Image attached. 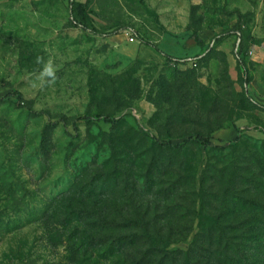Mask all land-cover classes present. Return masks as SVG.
<instances>
[{"label": "rangeland", "instance_id": "obj_1", "mask_svg": "<svg viewBox=\"0 0 264 264\" xmlns=\"http://www.w3.org/2000/svg\"><path fill=\"white\" fill-rule=\"evenodd\" d=\"M70 1L0 0V264H264V0Z\"/></svg>", "mask_w": 264, "mask_h": 264}, {"label": "trees", "instance_id": "obj_2", "mask_svg": "<svg viewBox=\"0 0 264 264\" xmlns=\"http://www.w3.org/2000/svg\"><path fill=\"white\" fill-rule=\"evenodd\" d=\"M70 6H71V14H72V19L75 22L76 26L81 28L82 30L86 31V32H90L92 34L95 35H100V32H98V30L94 27L91 26L89 24V18L87 16L86 13V5L85 4H81L76 2V0H71L70 1ZM150 45V44H149ZM157 52L161 53L160 50L156 47V46H152ZM211 48L208 47V51H210ZM239 64L240 67L242 69L241 71V78L248 83L249 82V72L248 69L246 67V65L239 60ZM17 95L19 100H23V96L21 93H17L15 94ZM106 123L108 124H116L117 121L112 120L109 117H106L104 120ZM159 145H162V147L164 148H168V149H172V150H181L185 144H198V145H208L209 147H213V144H211V142H207V141H201L193 139V138H188L184 144H178L176 146H173L171 143L168 144H160V142H158ZM229 145V144H228ZM221 149V148H218ZM137 237L140 240H135L137 239ZM219 241L217 242L218 245H222L223 243V236H220ZM229 244L230 243H226L224 248H223V256L225 257V262L221 263V264H225L228 262L229 257L227 252L229 251ZM129 245H134V246H139V247H145V253L143 255V258L145 259H149L152 257H158L160 259V263L159 264H166L167 262H169V260L173 257L176 256V258L182 260L181 264H202V261L204 259H206L204 256H202L200 254V252H205L208 255H210V258H207L206 264H214L213 262V258L211 257L213 255V253H211V251L208 248H201V242H199L198 237H196V239L194 240V242L191 245V248L189 249V251L187 253H183L181 251H175V252H170L167 250V247L165 248H160L159 247V243H156L154 241H152L149 237L147 236H138L135 235L134 236V241H130ZM209 247L213 246V242H210ZM138 264H146L143 260L138 263ZM220 264V263H219Z\"/></svg>", "mask_w": 264, "mask_h": 264}, {"label": "clouds", "instance_id": "obj_3", "mask_svg": "<svg viewBox=\"0 0 264 264\" xmlns=\"http://www.w3.org/2000/svg\"><path fill=\"white\" fill-rule=\"evenodd\" d=\"M35 62L41 65L37 79L40 81L41 88L55 85L58 77V67L51 58L45 60L43 56H37Z\"/></svg>", "mask_w": 264, "mask_h": 264}]
</instances>
